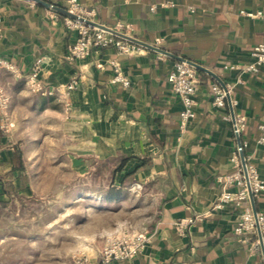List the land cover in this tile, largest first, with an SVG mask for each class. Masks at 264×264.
<instances>
[{"label":"crops","instance_id":"1","mask_svg":"<svg viewBox=\"0 0 264 264\" xmlns=\"http://www.w3.org/2000/svg\"><path fill=\"white\" fill-rule=\"evenodd\" d=\"M67 1L48 3L66 9ZM78 1L94 11L90 21L112 30L129 26V37L211 70L232 87L230 99L237 105L232 109L227 101L225 108H215L211 87L219 82L199 71L196 117L182 133V103L168 83L176 60L145 48L133 56L109 48L71 60L76 34L67 30L65 15L32 0H1L0 59L10 67L0 68V82L10 100L11 124L6 133L0 129V181L18 187L26 179L20 194L27 198L37 195L33 182L42 179L109 178L114 234L153 236L134 259L110 264H264V255H250L233 233L239 211L212 210L222 192L219 178L237 169L230 163L238 146L233 110L245 122V155L264 179V145L258 143L264 67L258 73L223 70L226 64H248L252 48L264 44V0ZM39 60L44 91L36 93L28 80ZM113 62L129 87L112 83ZM112 158L114 170L126 159L114 177L93 173ZM17 164L21 169H12ZM45 166L66 173L37 170ZM0 198H7L1 184ZM254 205L264 212V195ZM181 222L187 224L184 233L177 228ZM87 257L100 263V249Z\"/></svg>","mask_w":264,"mask_h":264},{"label":"built area","instance_id":"2","mask_svg":"<svg viewBox=\"0 0 264 264\" xmlns=\"http://www.w3.org/2000/svg\"><path fill=\"white\" fill-rule=\"evenodd\" d=\"M1 1V0H0ZM50 0H47L49 2ZM32 5L36 2L32 1ZM49 11L54 13L55 5L50 3ZM66 10L71 14L78 16L77 18L65 17V26L68 31L76 34V41L70 46L68 56L71 60H83L91 56L94 52H99L109 48L117 50L120 55L133 56L142 52L143 47L132 43L126 39L116 36L115 34L106 32L105 30L88 24L89 17L93 16L94 11L88 12L81 6L78 0H68ZM152 11L155 7L151 8ZM241 14L249 17H259V12L255 15L242 11ZM125 29V31H122ZM116 32L129 36L130 27L119 25L115 29ZM1 35V27H0ZM251 61L244 65L226 64L223 66L225 71H239L242 73H258L264 67V44L256 45L250 52ZM41 60H39L28 80L29 89L32 92H43L44 89L40 84L38 77L40 74ZM115 67V74L112 83L122 84L124 87L130 86L129 79L124 75L118 64H112ZM10 65L6 60L0 59V68H9ZM198 70L188 62H176L172 71L168 76V83L172 91L180 99L182 103V111L179 116V129L183 133L188 125L195 119V107L197 101L195 99L198 84ZM74 89V85L68 86L67 90ZM233 90L232 87L223 88L219 83L212 84V104L217 109L225 108L228 98H230ZM10 100L4 87L0 82V129L6 133L10 129L11 118L9 115ZM232 109L237 105L236 101L230 99ZM234 134L238 139V146L230 163L235 165L237 169L219 178L222 183V192L213 205V211H222L229 207L239 211L235 226L233 228L234 235L240 242L249 246V254L264 255V212H254L250 192L253 198L264 193V179L258 173L255 165L250 161L251 158L245 155L248 147L247 142H242L240 137L245 128V122L241 115H236L233 110ZM260 136L258 143L264 145V125L258 127ZM241 155H244L245 170L242 166ZM236 186L237 191H231L230 187ZM187 224L183 222L177 224L180 232H185ZM153 236L148 231L136 233H116L109 236L102 249L100 250L101 262L95 263L89 257L82 255L74 260V264H110L112 262H124L137 257L149 244L152 243Z\"/></svg>","mask_w":264,"mask_h":264},{"label":"rangeland","instance_id":"3","mask_svg":"<svg viewBox=\"0 0 264 264\" xmlns=\"http://www.w3.org/2000/svg\"><path fill=\"white\" fill-rule=\"evenodd\" d=\"M59 167L37 170L63 172ZM70 178L33 182L37 195H29L24 203H11L8 198L5 203L0 201V264H62L69 260L74 264L77 257L101 250L106 239L114 236L110 179Z\"/></svg>","mask_w":264,"mask_h":264},{"label":"water","instance_id":"4","mask_svg":"<svg viewBox=\"0 0 264 264\" xmlns=\"http://www.w3.org/2000/svg\"><path fill=\"white\" fill-rule=\"evenodd\" d=\"M32 1H35V2H37V3H39V4L43 5V6H45L47 8H49V6H50V3L45 2L43 0H32ZM55 10L57 12H60L61 14L65 15V16H68V17H71V18H77L78 17V16H76V15L71 14L70 12H68L63 7V5L60 4V3L57 6H55ZM87 23L88 24H91V25H94L96 27H99V28L105 30L106 32L115 34L116 36L121 37L123 39H126V40H128V41H130L132 43H135V44H137V45H139V46H141V47H143L145 49H148L150 51H153V52L159 53L161 55L167 56L169 58H172V59L176 60L177 62H188L191 65H193L198 71L204 72V73L210 75L211 77L215 78L222 85L223 88H226V86L222 83V81L220 80V78H218L216 76V74H214L211 70H209V69H207V68H205V67H203V66H201V65H199V64H197L195 62L188 61V60H186V59H184V58H182L180 56H176V55H174V54H172L170 52H167L165 50H162V49H160L158 47H155V46L150 45L148 43L142 42V41L137 40L135 38L126 36V35H124L122 33L116 32V31H114V30H112V29H110V28H108L106 26H103L101 24H98V23H95V22H92V21H87ZM228 101L230 102V98H228ZM232 118H234L233 115H232ZM241 162H242V166H243V168L245 170L244 155H241ZM250 199H251V203H252L253 210L256 213L257 211H256L255 205H254V198H253V195L251 194V192H250Z\"/></svg>","mask_w":264,"mask_h":264},{"label":"trees","instance_id":"5","mask_svg":"<svg viewBox=\"0 0 264 264\" xmlns=\"http://www.w3.org/2000/svg\"><path fill=\"white\" fill-rule=\"evenodd\" d=\"M184 59H186V58H184ZM198 74H199V72H198ZM125 161H126V159H123L120 162V164L115 168V170H114V158L109 159V160L104 161V162H101V163H98L95 166V170L93 173H98V174L108 173L109 177H114V172L119 171ZM12 169H14V170L15 169H21V166L19 164H17L16 166H13ZM28 183L29 182L26 179H22L19 182V186L16 187L13 184V182L0 181V184L2 185V188H3V193H4V195H6V197L9 199V201L11 203H13L14 201H18L19 203H24L26 197H24L22 194H20V192L22 190H24L25 188H27ZM112 189H114V188L112 187ZM111 193H113V195H114V190H112ZM262 195H264V193L255 197L256 203H257V200ZM0 201H2V203H5L6 200H4L3 198H0Z\"/></svg>","mask_w":264,"mask_h":264}]
</instances>
